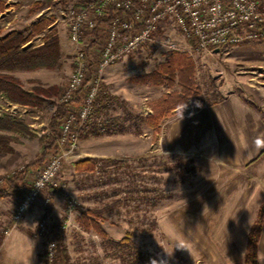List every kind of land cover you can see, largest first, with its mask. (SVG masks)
I'll return each mask as SVG.
<instances>
[{
    "label": "rangeland",
    "instance_id": "rangeland-1",
    "mask_svg": "<svg viewBox=\"0 0 264 264\" xmlns=\"http://www.w3.org/2000/svg\"><path fill=\"white\" fill-rule=\"evenodd\" d=\"M3 1L0 27L4 31L26 29L42 15L55 16L53 24L63 57L55 68H38L52 70L47 72L51 77L47 84L40 80L23 82L17 71L12 72L27 89L37 81L58 88V94L45 106L9 104L0 96V115L9 113L22 126L0 129V135L11 138L12 149L0 156V188L7 173L22 171L21 167L36 162L40 156L41 136L43 131H51L49 125L78 49L69 39L66 13L87 0ZM96 33L100 42L105 39L104 28H98ZM85 34L88 39L92 37ZM172 36L173 47L148 43L105 69L99 95L110 98L107 104L99 105L101 110L95 111L91 122L94 126L89 125L94 130L89 131L88 126L80 140L94 134L111 155L83 154L79 145L72 158L62 161L64 187L55 193L58 198L45 206L43 194L17 223L13 222V213L22 196L21 187L18 193L0 198V244L6 239L12 241L13 247L32 244L33 264H45L47 237L39 236L37 227L41 218L48 217L51 234L59 241L58 264H134L126 252L131 248L167 264H243L250 229L264 203V155L260 157L264 150L254 159L233 157L234 145L229 142L195 152H170L162 145L160 134L166 120L192 114L231 95L257 108L264 125V40L215 52L196 50L194 43L179 33ZM43 37L44 33L38 34L30 43L41 44ZM172 52L186 53L194 60L195 79L202 91L174 108L181 95L180 86L153 84L140 77L156 70ZM18 71L21 77H28L21 74L24 70ZM197 101L199 108L195 107ZM53 138L56 139L54 135ZM84 157L96 160L77 169L76 161ZM37 163L27 172L43 164ZM87 209L95 212L105 236L94 225L87 228L83 224L81 214ZM173 231L186 242L189 252L175 251L168 257L164 249L171 253L173 245L168 233ZM125 237L130 238L129 247H115L114 243ZM259 248L258 258L264 264V224ZM3 251L4 248L0 259L11 264L17 256H7Z\"/></svg>",
    "mask_w": 264,
    "mask_h": 264
},
{
    "label": "built area",
    "instance_id": "built-area-1",
    "mask_svg": "<svg viewBox=\"0 0 264 264\" xmlns=\"http://www.w3.org/2000/svg\"><path fill=\"white\" fill-rule=\"evenodd\" d=\"M100 19L108 22L99 24ZM66 20L69 39L78 47L75 65L59 98L67 111L55 134L46 131L56 137L57 150L40 167L28 170L27 183L21 186L22 196L13 213L15 223L43 194V204L49 206L52 195L63 189L62 161L75 155L81 132L94 119L107 67L148 43L173 47L174 32L192 41L196 50L214 51L264 40V0H87L78 8H69ZM97 28L106 32L101 42L93 33ZM86 32L92 37L86 38ZM50 226L48 217L41 218L37 234L47 237L45 264H58L59 241Z\"/></svg>",
    "mask_w": 264,
    "mask_h": 264
},
{
    "label": "trees",
    "instance_id": "trees-1",
    "mask_svg": "<svg viewBox=\"0 0 264 264\" xmlns=\"http://www.w3.org/2000/svg\"><path fill=\"white\" fill-rule=\"evenodd\" d=\"M4 1L0 0V9H3ZM55 16L42 15L36 21L32 22L26 29H11L4 31L0 27V96L9 104H19L30 107H43L49 99L58 94V88L46 87L41 82L37 81L35 85L27 89L22 81L12 74L18 70H34L41 67L55 68L60 64V59L63 57L61 43L56 29L54 28ZM108 22V20L100 19L99 24ZM98 29V28H97ZM97 29L93 31L96 36ZM44 33L43 43L31 44L30 42L38 35ZM142 79L148 80L153 84H163L172 87L175 84L180 86V98L172 108L184 104L189 98L202 93L198 82L195 79V63L194 60L186 53L172 52L166 61L160 63L156 70L151 73L142 74ZM109 95H98L96 100V110H101L100 104H107ZM98 107V108H97ZM67 111V105L60 103L53 114L52 121L49 127L53 134L57 131V124L64 117ZM15 129L22 128L13 115L6 113L0 115V129ZM52 133H44L41 136L40 156L36 162L41 165L47 160L51 152L57 150L56 142ZM11 138L0 135V156L12 151L9 147ZM264 155V151L260 157ZM96 158L84 157L75 163L77 169H83L94 163ZM29 164L26 169L32 164ZM35 166V165H34ZM27 182V170L7 173L4 180V186L0 188V198H3L12 193H18L19 188ZM19 184V185H18ZM93 214V215H92ZM83 224L88 228L89 225H94L98 232L105 236V231L100 227L99 221L96 219L95 212L87 209L81 214ZM264 224V203L261 205L258 217L250 229L247 242V251L244 257V264H260L259 242ZM130 238L125 237L123 241H116L115 247H129ZM126 251L131 255L134 264H150L151 260L155 259L147 252L142 250ZM150 257V258H149ZM148 258V259H147ZM150 260V261H149Z\"/></svg>",
    "mask_w": 264,
    "mask_h": 264
},
{
    "label": "crops",
    "instance_id": "crops-1",
    "mask_svg": "<svg viewBox=\"0 0 264 264\" xmlns=\"http://www.w3.org/2000/svg\"><path fill=\"white\" fill-rule=\"evenodd\" d=\"M51 71L44 68L20 71L21 74H27L28 77L26 78L21 77L19 71L16 74L22 78L23 82L25 80H40L47 84L51 81V77H47L49 75L47 72ZM52 80H54V77H52ZM259 112L257 108L247 104L240 96L231 95L222 102L198 109L194 112V115L179 114L166 120L161 124V143L170 152H195L209 149L212 145L218 143L229 142L234 145L232 153L235 156L233 157L254 159L264 150V125ZM92 126L87 129L93 131L94 129L90 128ZM79 145L83 154L100 157L111 155L109 148L107 149L106 145L102 144L94 134L82 138ZM235 145L240 146L235 147ZM52 197L56 200L58 194H54ZM1 216L3 220L4 216L2 214ZM25 240H28V238L26 237ZM12 244V241L8 239L5 240L4 244H0V251L4 248L3 252L7 256H17L11 264H33L32 256L35 252L32 244L23 247L17 245L13 247ZM258 255H261L260 248ZM17 258L19 261H16ZM2 261L1 257L0 264H2ZM6 264L10 263L6 262Z\"/></svg>",
    "mask_w": 264,
    "mask_h": 264
},
{
    "label": "clouds",
    "instance_id": "clouds-1",
    "mask_svg": "<svg viewBox=\"0 0 264 264\" xmlns=\"http://www.w3.org/2000/svg\"><path fill=\"white\" fill-rule=\"evenodd\" d=\"M185 107H186V105H185ZM185 107H184V108H185ZM195 107H197V108L201 107L199 101L196 102ZM183 110H184V109H183ZM182 113H183V112H182ZM192 115H194V113H192ZM182 118H183V116L181 117V119H182ZM168 236H169V239L171 240L172 245H173V246H172V251H171V253L167 252V251L163 248L165 254H166L168 257H172V256L174 255V252H175V251H184V250H186V251L189 252L186 242H185L182 238H180L179 236H177V235L175 234L174 231H173L172 233H168ZM150 264H167V262H166V261H158V260H156V259H153V260H151Z\"/></svg>",
    "mask_w": 264,
    "mask_h": 264
},
{
    "label": "water",
    "instance_id": "water-1",
    "mask_svg": "<svg viewBox=\"0 0 264 264\" xmlns=\"http://www.w3.org/2000/svg\"><path fill=\"white\" fill-rule=\"evenodd\" d=\"M214 51H215V52H219V51H220V49H218V48H217V49H215Z\"/></svg>",
    "mask_w": 264,
    "mask_h": 264
}]
</instances>
